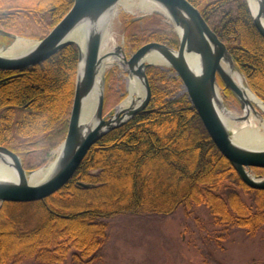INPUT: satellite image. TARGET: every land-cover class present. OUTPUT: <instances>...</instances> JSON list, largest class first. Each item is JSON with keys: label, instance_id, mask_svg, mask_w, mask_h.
<instances>
[{"label": "trees", "instance_id": "obj_1", "mask_svg": "<svg viewBox=\"0 0 264 264\" xmlns=\"http://www.w3.org/2000/svg\"><path fill=\"white\" fill-rule=\"evenodd\" d=\"M191 1L227 46L247 85L264 101V37L246 0ZM72 2L0 0V28L40 39ZM128 27L135 48L149 41L178 46L175 31L145 33L133 19ZM77 57V47L69 44L21 72L0 69V145L19 154L26 169L41 163L40 157H31L37 146L49 149L65 137ZM146 74L148 106L103 135L63 187L41 200L0 204V264L27 258L60 264L71 251L75 259L91 262L106 237L105 218L128 212L166 215L203 204L218 223L249 233L264 223V189L241 181L187 93H179L182 81L175 71L151 65ZM106 103L104 96V107ZM238 188L251 194V202Z\"/></svg>", "mask_w": 264, "mask_h": 264}, {"label": "water", "instance_id": "obj_2", "mask_svg": "<svg viewBox=\"0 0 264 264\" xmlns=\"http://www.w3.org/2000/svg\"><path fill=\"white\" fill-rule=\"evenodd\" d=\"M152 1L165 9V12H158L173 24L179 40L178 46L149 41L140 45L130 57L123 56L122 61L126 65L128 76H135L141 82L143 95L134 106L119 110L116 107L106 113L103 112L104 75L101 47L104 30L109 25L105 24L106 20L120 0H73L67 12L37 40H30L0 28L2 70L21 72L43 62L69 44H74L78 52L67 131L59 145L53 169L42 181H31V175L37 169H25L19 154L0 145V167L12 168L15 171L14 177L0 175V204L3 201H36L50 196L74 176L88 150L103 135L123 125L138 111L148 106L151 87L146 69L151 65H159L146 60L149 54L160 56L164 62L162 65L171 67L176 72L202 125L218 150L230 161L241 181L251 188L264 189V176H252L249 172L252 167L264 168V142L256 144L236 139L231 135L225 119L219 112V109L226 105L217 95V89L229 90L242 109L247 103L222 66V63H227L229 67H235L240 72L229 49L191 0ZM246 2L255 27L264 37V0H256L255 11L250 0ZM77 37L83 40L82 46ZM16 39L30 40L31 44L12 52L10 47ZM120 52H123L121 46H116L113 53L119 55ZM95 90L97 97L93 104L92 122L91 119L82 117V110L85 101ZM251 108L254 114H259L254 106ZM247 117L248 114H242L235 116L234 120L241 121ZM261 117L264 119L262 114ZM79 184L89 186L83 182Z\"/></svg>", "mask_w": 264, "mask_h": 264}, {"label": "rangeland", "instance_id": "obj_3", "mask_svg": "<svg viewBox=\"0 0 264 264\" xmlns=\"http://www.w3.org/2000/svg\"><path fill=\"white\" fill-rule=\"evenodd\" d=\"M133 1V4L138 2ZM115 9L118 11L109 24L112 37L103 43L101 50L104 96L107 99L104 113L115 109L128 95L126 65L109 64L107 60L112 57L128 58L135 51L136 48L127 36L129 21H138L145 33L160 28L174 31L170 21L161 13H142L136 5L126 11L119 3ZM154 14H159V17ZM141 15L143 18L137 20L136 17ZM116 46H121L123 51L119 55L113 53ZM184 91L182 86L179 93ZM115 92L121 98L116 99ZM220 94L228 109L238 115L242 114V108L232 94L223 90H220ZM61 142L49 149L46 146L36 147V152L31 156L37 161L40 157L41 163L36 168L45 169L54 162ZM249 172L252 176H264V169L253 168ZM236 190L246 202H251V194L239 188ZM105 222L108 226L106 237L93 261L77 260L74 251H71L60 264H264V223L249 233L242 227L218 223L203 204L193 205L189 209L179 207L166 215L122 213L105 218ZM17 264L40 263L27 258Z\"/></svg>", "mask_w": 264, "mask_h": 264}, {"label": "bare ground", "instance_id": "obj_4", "mask_svg": "<svg viewBox=\"0 0 264 264\" xmlns=\"http://www.w3.org/2000/svg\"><path fill=\"white\" fill-rule=\"evenodd\" d=\"M133 0H120L119 4H122L123 9L128 11L130 10V7L133 5H136L140 8L142 13H154V12H165V9L158 4L155 1L152 0H138L137 3L133 4ZM251 7L253 11L256 10L257 2L256 0H250ZM118 9H113L112 13L109 15V17L106 20V25L110 24V20L113 18L114 15H116ZM202 14V13H201ZM112 33L109 31V25L104 30L103 35V43L108 42V39L112 37ZM76 39V38H75ZM77 41L82 46V39L77 37ZM31 44L30 40L26 39H16L12 46L10 47V51H18L22 50L23 48H26ZM103 48V44L101 47V50ZM122 57H112L108 58L109 64H115L120 63L122 66H124L123 61L121 59ZM147 61H154L156 63H159V67H165V65H162L163 59L155 54H149L146 58ZM223 68L228 72L234 83L237 85V87L240 89L243 99L245 100V106L242 109V114H248V117L245 120H241L240 123L234 120L235 116H238V114L232 112L227 107L223 106L222 109H219V112L221 113L222 117L225 119L227 126L230 129V133L233 137L236 139H239L243 142H255L256 144H261L264 142V119L261 117H264V102L255 94L253 93L247 84L245 83L244 76L237 70L235 67H229L227 63H222ZM127 82V90H128V96L122 101L120 105L117 106V110L119 109H127L128 107L134 106L139 99L143 95V88L141 82L135 77V76H128L126 78ZM99 88V83H97V89ZM217 95L220 99L222 98V95L220 94V90L217 89ZM97 97V91L95 90L91 96L85 101L83 110H82V117H86L87 119H91L93 122V104L95 103ZM251 106H254L259 114H254ZM241 114V115H242ZM54 162L52 164L43 169L38 168L37 171H35L31 175V181H42L47 177V175L50 173V171L53 169ZM7 175L14 177L15 171L14 169L7 167H0V175Z\"/></svg>", "mask_w": 264, "mask_h": 264}]
</instances>
